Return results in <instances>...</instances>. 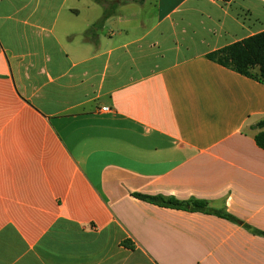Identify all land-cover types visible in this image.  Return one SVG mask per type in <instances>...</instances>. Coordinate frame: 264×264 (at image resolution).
<instances>
[{
    "label": "crops",
    "instance_id": "obj_1",
    "mask_svg": "<svg viewBox=\"0 0 264 264\" xmlns=\"http://www.w3.org/2000/svg\"><path fill=\"white\" fill-rule=\"evenodd\" d=\"M103 13L0 0V264H264V84L206 57L264 0Z\"/></svg>",
    "mask_w": 264,
    "mask_h": 264
},
{
    "label": "trees",
    "instance_id": "obj_2",
    "mask_svg": "<svg viewBox=\"0 0 264 264\" xmlns=\"http://www.w3.org/2000/svg\"><path fill=\"white\" fill-rule=\"evenodd\" d=\"M94 1L104 8L102 18L94 27L102 25L120 5L126 3V0ZM218 1L228 2L230 0ZM206 57L227 69L264 84V31L228 45L222 49L210 52ZM255 127L260 129V132L255 136V142L259 148L264 149V120L258 122ZM137 197L144 201L167 207L188 208L190 205L189 203L184 204L179 202L174 198L151 197L144 195H137ZM204 206L205 203L200 202H193L191 205L193 209L203 208Z\"/></svg>",
    "mask_w": 264,
    "mask_h": 264
},
{
    "label": "built area",
    "instance_id": "obj_3",
    "mask_svg": "<svg viewBox=\"0 0 264 264\" xmlns=\"http://www.w3.org/2000/svg\"><path fill=\"white\" fill-rule=\"evenodd\" d=\"M102 111H104V112H108V111H109V108L104 107V108H102Z\"/></svg>",
    "mask_w": 264,
    "mask_h": 264
}]
</instances>
